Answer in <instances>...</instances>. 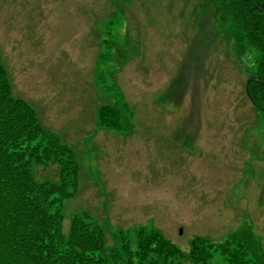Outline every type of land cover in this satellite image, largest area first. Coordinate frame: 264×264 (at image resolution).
<instances>
[{"label":"rangeland","instance_id":"obj_1","mask_svg":"<svg viewBox=\"0 0 264 264\" xmlns=\"http://www.w3.org/2000/svg\"><path fill=\"white\" fill-rule=\"evenodd\" d=\"M212 16L211 0H0L11 93L79 164L63 242L86 214L109 264H138V239L139 264H159L164 242L189 253L181 264H261L264 118L245 93L253 59ZM45 163L33 174L54 182L59 165ZM230 236L244 245L226 253ZM197 238L217 252L193 247Z\"/></svg>","mask_w":264,"mask_h":264},{"label":"trees","instance_id":"obj_2","mask_svg":"<svg viewBox=\"0 0 264 264\" xmlns=\"http://www.w3.org/2000/svg\"><path fill=\"white\" fill-rule=\"evenodd\" d=\"M211 2L212 17L230 27L237 54L253 59L247 66L246 95L264 117V0ZM32 111L24 100L12 95L0 65V264H109L102 251L104 231L86 214L73 216L62 241V210L64 201L77 189V164L71 149L44 130ZM45 162L59 165L54 182L37 180L33 174V166ZM121 232L119 247L128 234ZM138 234L139 229L135 237ZM204 241L192 240V246L202 253L217 252L219 243ZM233 244L235 248L244 245L230 236L226 253L235 250ZM136 245L139 264V239ZM160 250L164 255L159 264H181L189 254L166 242L160 243ZM251 250L248 248L249 255ZM240 254L238 250L235 255Z\"/></svg>","mask_w":264,"mask_h":264}]
</instances>
